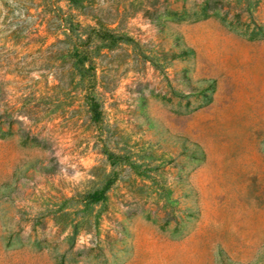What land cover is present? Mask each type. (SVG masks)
<instances>
[{"label":"rangeland","instance_id":"374dc122","mask_svg":"<svg viewBox=\"0 0 264 264\" xmlns=\"http://www.w3.org/2000/svg\"><path fill=\"white\" fill-rule=\"evenodd\" d=\"M0 264H264V0H0Z\"/></svg>","mask_w":264,"mask_h":264}]
</instances>
